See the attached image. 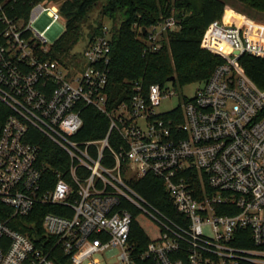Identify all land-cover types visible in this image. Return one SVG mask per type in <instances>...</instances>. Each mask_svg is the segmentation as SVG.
Masks as SVG:
<instances>
[{"label":"built area","instance_id":"1","mask_svg":"<svg viewBox=\"0 0 264 264\" xmlns=\"http://www.w3.org/2000/svg\"><path fill=\"white\" fill-rule=\"evenodd\" d=\"M21 1L0 0V216L7 218L0 220V264H55L52 257L103 264L98 256L112 250L118 253L109 264H264V90L238 63L242 55L264 58V26L235 19L209 25L202 48L224 62L180 105L178 123L156 111L172 95L159 85L130 83L131 98L109 107L111 28L87 41L83 66L76 59L66 67L49 58L57 40L47 42L56 22L65 28L62 0H30L27 17H10ZM178 29L173 16L160 20L145 31L144 53L159 51ZM85 107L107 119L103 138L75 140ZM36 133L65 153L67 168L39 161ZM146 176L163 183L180 223L131 187ZM36 206L65 212L42 219L49 246L8 225ZM128 207L163 231L140 253L129 244Z\"/></svg>","mask_w":264,"mask_h":264},{"label":"trees","instance_id":"2","mask_svg":"<svg viewBox=\"0 0 264 264\" xmlns=\"http://www.w3.org/2000/svg\"><path fill=\"white\" fill-rule=\"evenodd\" d=\"M30 0H22L17 5L15 14L27 17ZM34 2L42 0H33ZM56 1V0H50ZM228 2L238 4L240 13L264 24V0H62L60 13L65 20L66 30L57 40L51 59H61L69 49V44L76 43L82 35L83 24L90 13L100 6V23L91 31L88 41L100 34L103 20H109L111 28V53L109 62L106 93L109 107L127 102L132 94L130 83L140 82L143 87L159 85L162 89L168 83L180 87L193 83L203 84L224 60L202 48L204 34L213 22L225 23ZM173 16L179 23V29L169 32L161 41V48L155 53H144L146 30L160 20ZM119 21L118 26L116 22ZM239 18V23H244ZM2 26L0 23V30ZM215 43L218 50L222 48ZM228 49V48H227ZM229 50V49H228ZM225 51V50H223ZM246 76L260 89L264 90V58L243 55L238 61ZM174 78L169 82L170 78ZM187 98L183 99V102ZM2 112V114H1ZM5 108L0 104V126L3 123ZM165 118L176 117L181 122L180 106L164 114ZM83 126L75 140L84 142L104 137L108 121L104 115L91 107L82 108ZM31 140L39 144L42 152L39 161L55 170L68 166L64 152L36 133ZM131 187L152 207L164 216L180 223L181 216L176 212L163 183L146 176L130 183ZM1 208V205H0ZM131 213L129 244L135 253H140L148 245L158 242L163 233L160 226L141 211L128 207ZM65 215L60 207L36 206L31 214L8 221L9 227L26 235L38 247L51 244L43 234L42 219L45 214ZM7 218L0 216V220ZM48 240V241H47ZM55 264H67L51 258ZM65 259V258H64Z\"/></svg>","mask_w":264,"mask_h":264},{"label":"rangeland","instance_id":"3","mask_svg":"<svg viewBox=\"0 0 264 264\" xmlns=\"http://www.w3.org/2000/svg\"><path fill=\"white\" fill-rule=\"evenodd\" d=\"M222 1H228V0H222ZM228 8L231 10V14L234 16V21H238L239 22V18L241 17H245L244 21L251 23V24H255V25H263L262 22L260 21H255L252 20L251 18L246 17L244 14L240 13V6L238 4L232 3V2H228ZM227 8V9H228ZM99 9L100 6L96 7L92 13H90L87 21L83 24V29H82V35L79 37L78 41L76 43L73 44H69V49L66 51V53L61 57L62 63L66 66V67H71L75 64L76 59L79 60L80 65L83 66L85 64V61L83 59V50L85 48V45L90 37L91 31L94 27H96L97 25H99L100 23V19H99ZM229 9L227 10V13L229 11ZM228 15H225V18ZM119 21L116 22V26H118ZM243 21V22H244ZM103 25L107 26V27H112L113 24L111 21L109 20H103L102 21ZM242 24V23H237ZM64 24L61 22H56L51 30L47 33L48 36V44L55 42L56 40H58L61 35L64 33ZM222 50L225 51H229L224 45L222 44H218ZM207 51V50H206ZM210 53V52H209ZM212 54V53H211ZM214 55V54H213ZM243 56V55H242ZM200 84L197 83H193L190 85H186V86H182L180 87L178 84H176L175 86H173L171 83H168L165 86V90H166V94L171 93L172 95L162 99L160 106L157 107L156 111L160 114H166L174 109H176L177 107H179L180 105H182L183 103V99L184 98H192L196 92V89L199 88ZM204 233L206 234H210L209 229L205 228ZM118 253L117 250H112V252L106 253L103 257H100V261L103 264H109L112 262V256H115Z\"/></svg>","mask_w":264,"mask_h":264},{"label":"crops","instance_id":"4","mask_svg":"<svg viewBox=\"0 0 264 264\" xmlns=\"http://www.w3.org/2000/svg\"><path fill=\"white\" fill-rule=\"evenodd\" d=\"M228 8V7H227ZM229 9V8H228ZM227 9V10H228ZM226 14L228 15L226 18H225V22H231L232 20H234V16L231 14V10L229 9L228 13L226 11Z\"/></svg>","mask_w":264,"mask_h":264},{"label":"water","instance_id":"5","mask_svg":"<svg viewBox=\"0 0 264 264\" xmlns=\"http://www.w3.org/2000/svg\"><path fill=\"white\" fill-rule=\"evenodd\" d=\"M173 80H174V78L172 77V78L169 79V82H172Z\"/></svg>","mask_w":264,"mask_h":264}]
</instances>
